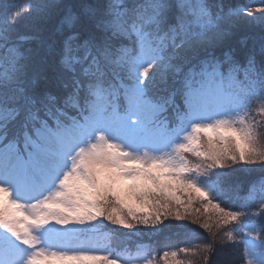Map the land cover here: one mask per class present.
<instances>
[{"label": "snow or ice", "instance_id": "6c2138e0", "mask_svg": "<svg viewBox=\"0 0 264 264\" xmlns=\"http://www.w3.org/2000/svg\"><path fill=\"white\" fill-rule=\"evenodd\" d=\"M216 7L210 0H38L34 30L16 35L13 26L30 9L0 0V264H116L95 249L80 250L93 249L85 247L92 238L75 229L50 236L53 246L73 251L47 250L36 233L98 218L124 229L159 225L173 215L180 221L198 198L207 202L204 214L213 210L217 227L241 222L244 211H225L183 175L189 169L182 157L147 151L190 123L175 150L203 157L206 173L264 163L252 126H237L255 119L256 100L264 116V25L239 38L233 11ZM261 12L264 7L244 14ZM232 112L242 118L192 123ZM70 144L81 146L66 157L70 166L55 190L31 203L13 197V184L37 182ZM258 194L264 197V174L241 199ZM258 209L252 215H264V202ZM245 236L238 241L241 264H264V223ZM168 255L160 258L164 264Z\"/></svg>", "mask_w": 264, "mask_h": 264}, {"label": "trees", "instance_id": "16d2710c", "mask_svg": "<svg viewBox=\"0 0 264 264\" xmlns=\"http://www.w3.org/2000/svg\"><path fill=\"white\" fill-rule=\"evenodd\" d=\"M16 3L22 11H26L27 7L30 11L16 21L13 31L16 35L30 34L35 27L38 0H16ZM210 3L213 5V11L217 10L216 6L223 9V13H227L230 9L233 11L234 14L229 19L239 29V38L257 35L260 27L264 25V12L252 15L254 18H259L257 21H252L250 17L246 18L244 14L249 9L264 7V0H210ZM3 22L4 15L0 12V23ZM183 53L182 46L177 50V54L183 55ZM52 90L60 91L55 86ZM259 103L260 101L256 100L253 105L257 107L252 113L255 117L252 119V125L254 126L255 121L258 124L257 133H253V137L257 149L264 151V116L259 114ZM206 143L207 140L202 142V149L206 147ZM191 157L189 156L191 166L201 168L206 163L204 158ZM261 174H264V163L246 165V167L233 165L230 168L213 169L209 172L210 179L216 182L221 194L217 204L225 211H244L246 215L241 222L237 220L223 227H217L213 210L209 209V212L204 214L203 208L207 202L203 198H198L191 208V215L185 213L186 218L182 221H177L173 215L159 225L135 223L132 229H124L106 221L103 229L110 230L109 244L119 250H132L136 244H146L148 255L154 257L153 264H164L160 258L165 252L169 253L167 264H205V260H208V264H241L244 250L242 243L238 241L243 233L244 220L253 222L256 226L264 223V215H252L259 210L258 205L264 202V197L259 194L253 200L251 198L244 200L241 197L247 195L249 185ZM181 196L185 197V193H181ZM197 208L200 209L199 213L196 212ZM205 222L209 223L207 229L201 227ZM229 237H235V240H230ZM210 244H215L212 251L208 249ZM172 253H176L175 257Z\"/></svg>", "mask_w": 264, "mask_h": 264}, {"label": "rangeland", "instance_id": "374dc122", "mask_svg": "<svg viewBox=\"0 0 264 264\" xmlns=\"http://www.w3.org/2000/svg\"><path fill=\"white\" fill-rule=\"evenodd\" d=\"M247 16V15H246ZM246 18H249L247 16ZM249 19H252V21H257L259 18H254V16H251ZM243 110H241L242 112ZM217 118H235V120L238 122L242 117H237L236 112L232 113H219V114H209L207 116H204L194 122L199 123H211L214 119ZM252 117H248L244 120L243 125H237L240 127L245 126H253L252 125ZM257 121L254 122L253 130L251 127V130L253 133H257ZM190 131V123L185 124L175 130L173 133H171L168 137L164 138L163 140H160L156 142L155 144L148 146L147 151L150 155L155 156H162L165 155V158H171L174 160L179 161L182 157L183 161L186 163L189 171L186 173H183V175H188L190 179H192L199 187H201L203 190H205L208 195L209 199L213 201L214 203H218L221 199V194L218 190L217 184L214 180L210 179L209 172L206 173L204 169V165L201 166V168H197L194 166H191V162L189 159V156H192L191 158L197 157L193 152H184L181 154H177L175 150V144H178L180 142H183V136L187 134V132ZM201 140L198 141V147L202 149V142L204 140H207L205 134L201 133ZM109 139L114 140L115 142L121 143L122 146L129 151L134 152L135 154H142L140 148L130 147L126 142H124L120 137L114 136L111 133L108 135ZM81 145H69L66 149V156L64 159H62L60 162H58L54 167L49 169L47 172H45L41 178L35 182H21L13 184L12 191H13V197L15 199L20 200L23 203H31L36 200L42 199L44 196L50 194L53 190H55L57 182L59 181L60 177L63 175L64 171L68 170L69 168V162L67 161L66 157L68 155H71L72 152L75 150V147H79ZM199 159H202L203 157H197ZM241 167H246V165H240ZM181 195V193H180ZM182 221V220H180ZM243 223V233L239 237L241 241L248 239V237L245 236V231H255L256 225L253 222L246 221ZM106 225V221L102 218H98L94 222H90L89 224L83 225V226H67L66 228H59V226L54 225H48L44 229H41L38 233H36L39 238L41 239V247L47 249V250H68L73 251L77 249L72 248H62L59 246H53L50 243V236L54 232H68L71 229H75L78 232L84 234V235H90L92 238V243L90 245H85V247H90L93 249H80V250H96L93 254L95 255H102V256H108L110 259H115L116 264H147L148 260L154 261L153 255H148V247L146 244L142 245H135L133 249L130 250H119L116 247H112L109 244V235L107 233H110L109 229L106 231H101L102 228ZM248 226L245 228V226ZM3 230L0 229V232ZM255 259L259 260V256H256Z\"/></svg>", "mask_w": 264, "mask_h": 264}]
</instances>
